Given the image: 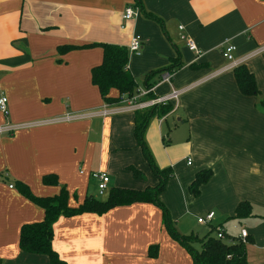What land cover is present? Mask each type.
I'll return each mask as SVG.
<instances>
[{
  "label": "crops",
  "instance_id": "1",
  "mask_svg": "<svg viewBox=\"0 0 264 264\" xmlns=\"http://www.w3.org/2000/svg\"><path fill=\"white\" fill-rule=\"evenodd\" d=\"M135 3L0 0V95L8 98L9 107L8 116L0 112V264H50L47 255L20 248L22 226L42 221L45 210L20 192L18 182L38 197L57 195L64 186L72 207L94 197V171L108 173V193L158 182L137 144L134 112L103 114L105 108L120 106L105 101L92 81L102 48L59 52L66 44L129 47L134 35L142 47L130 51L128 69L138 93L148 89L150 71L172 58L183 63L170 82L154 77L155 97L173 88L182 92L171 103L172 111L152 117L145 131L158 166L173 169L159 199L175 229L189 235L219 227L233 235L227 221L237 224L231 216L241 201H249L255 216L243 220L237 236L248 231L256 248L250 262L264 264V0H142L162 23L146 17ZM129 6L139 12L126 22L123 13ZM189 39L199 53L187 47ZM229 45L234 46L231 60L224 53ZM242 63L254 73L260 96L239 90L233 69ZM129 166L145 177L135 178ZM208 168L211 178L193 195L191 182ZM47 174H56L58 184H45ZM209 211L214 218L199 223L198 217ZM152 244L159 247L157 257L149 255ZM52 247L69 264H194L163 223L161 208L150 202L60 216Z\"/></svg>",
  "mask_w": 264,
  "mask_h": 264
},
{
  "label": "trees",
  "instance_id": "2",
  "mask_svg": "<svg viewBox=\"0 0 264 264\" xmlns=\"http://www.w3.org/2000/svg\"><path fill=\"white\" fill-rule=\"evenodd\" d=\"M135 6L141 9L146 17L159 23L161 18L154 13L147 12L143 7L142 0H136ZM101 47L103 51V60L100 64L91 69L92 81L95 84L108 103L119 101L121 95L133 96L137 93V82L128 69V60L130 55L129 47L113 43H91L82 46L66 44L59 47V52L64 54L78 48ZM182 61L178 58H172L169 65L150 71L146 75L145 86L152 88L157 79H162L164 73L174 74L181 66ZM193 68L197 64L191 65ZM234 74L239 90L244 95L260 96L261 92L257 87L254 73L249 70L245 64H239L234 67ZM118 91V96H112L111 91ZM149 97H155L151 91ZM264 103V100H261ZM171 103H163L148 108L137 109L134 111V135L137 144L150 164L152 172L158 179L155 185L147 186L144 189H134L125 187H114L109 190L108 197L105 200L87 198L77 207L69 206L68 190L62 186L59 194L54 196H35L30 188L22 182H18L20 192L27 198L39 204L45 210V217L40 222L27 223L22 226L20 233V248L29 253L45 254L49 257L50 264H69L59 257V254L52 247L53 225L60 216H74L84 212H94L102 214L108 210L121 205H127L135 202H150L158 205L163 213V223L169 233L179 241L192 255L194 264H251L249 253L255 248L254 240L251 236H246L242 241L240 236L225 234V238H219L213 235L214 230L203 237L195 234H180L173 225V220L167 207L159 199V194L166 188L169 178L173 175L171 167L161 168L158 166L155 158L146 142L145 131L150 119L154 116L164 117L172 111ZM135 178L143 179L144 173L134 166H129ZM212 176V169H204L197 172L195 178L189 186L193 195L199 194L200 186L209 181ZM45 184H58L56 174H47L43 177ZM255 216L253 206L249 201H241L236 209L233 218L243 221L249 217ZM264 218V214L261 215ZM199 244V248L195 244ZM158 245L152 244L149 247V255L157 257Z\"/></svg>",
  "mask_w": 264,
  "mask_h": 264
},
{
  "label": "built area",
  "instance_id": "3",
  "mask_svg": "<svg viewBox=\"0 0 264 264\" xmlns=\"http://www.w3.org/2000/svg\"><path fill=\"white\" fill-rule=\"evenodd\" d=\"M139 11L133 8L132 6H129L125 9L123 13V20L129 21L133 19ZM124 27V25L122 26ZM142 47V41L140 36L134 35L131 38L129 49L131 52H137ZM187 47L196 53H199V48L195 44V42L192 39H189L187 41ZM234 50L233 45H229L224 50L225 56L227 59L231 60L232 55L231 52ZM173 74L170 73H164L162 76V81L170 82L172 80ZM152 91L151 88L146 89L145 91L137 92L136 95L128 96V95H121L119 98V101L117 104L120 106L118 107H112V108H105L103 111L104 115L107 114H113V113H119V112H127V111H135L137 109H143L148 108L154 105L163 104V103H172L176 102L179 95L181 94L182 90L173 88L171 91L163 96H157V97H149L148 94ZM141 98V100H140ZM0 112H2L4 115L8 116L9 114V107H8V98L5 95H0ZM77 117V116H74ZM71 118V117H68ZM73 118V117H72ZM2 129L0 128V131ZM188 164H191V160L188 159ZM93 178L97 181V187L100 194H104L109 189V182L110 177L108 173L103 171H94L91 173ZM10 187H13L11 185ZM215 212L209 211L205 216L198 217L197 221L199 223L207 224L214 218ZM240 238L242 241L246 240V236H248V231L246 229H242L240 232ZM217 237L219 238H225V232L220 229L218 230Z\"/></svg>",
  "mask_w": 264,
  "mask_h": 264
},
{
  "label": "rangeland",
  "instance_id": "4",
  "mask_svg": "<svg viewBox=\"0 0 264 264\" xmlns=\"http://www.w3.org/2000/svg\"><path fill=\"white\" fill-rule=\"evenodd\" d=\"M141 85H138V86L139 87H142ZM91 195H93L97 199L105 200L108 197V192H105L104 194H100L99 193V190L97 188V183H93ZM237 222L238 223L236 224V222L233 221V220H228L227 221V231L229 233L235 235V236L238 235V233H239V231L241 229V224L244 223V221L241 223L238 220H237ZM244 225H246V227H247V224L246 223ZM192 234H195V235L197 234L199 237H203L204 235H206L205 234V230H203V229H195L194 230V233H192ZM195 246L198 248L199 247V244L196 243Z\"/></svg>",
  "mask_w": 264,
  "mask_h": 264
}]
</instances>
